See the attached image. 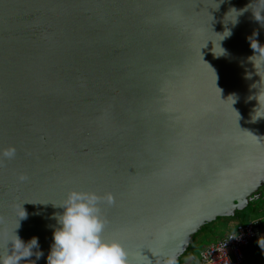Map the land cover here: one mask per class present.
Returning a JSON list of instances; mask_svg holds the SVG:
<instances>
[{
  "label": "water",
  "instance_id": "95a60500",
  "mask_svg": "<svg viewBox=\"0 0 264 264\" xmlns=\"http://www.w3.org/2000/svg\"><path fill=\"white\" fill-rule=\"evenodd\" d=\"M259 7L0 0V148L16 150L0 162V255L14 230L47 264L71 189L113 196L102 235L129 264L178 263L207 225L264 200Z\"/></svg>",
  "mask_w": 264,
  "mask_h": 264
},
{
  "label": "clouds",
  "instance_id": "9594fccd",
  "mask_svg": "<svg viewBox=\"0 0 264 264\" xmlns=\"http://www.w3.org/2000/svg\"><path fill=\"white\" fill-rule=\"evenodd\" d=\"M258 2L260 7L254 16L257 21H261L264 19L260 15L261 10H264V0H258ZM231 10L237 13L236 17L244 11V9H241L240 12L235 9ZM228 35H230L229 31L222 39ZM253 36H255V33H253ZM248 39L250 40V46L258 50V45L253 46L255 40L252 37ZM220 49L219 53L212 51L219 56L225 52L223 48L220 47ZM255 57L260 58L261 53ZM259 109H261L260 101L259 108L252 116L253 120L264 117V112H258ZM15 151V147L11 145L7 148H0V162L13 158ZM25 178L23 175L19 177L20 180ZM101 202L112 204L113 196L110 193L100 195L91 190L71 189L67 192L63 201L55 205L61 208L62 211L52 214V218L56 220L58 227H54L52 231V243L46 256L47 264H129L127 252L121 243L116 239H105L102 235L107 220L102 213ZM25 215L23 209L18 213L19 218H23ZM8 244L11 246V251L0 255V264H22L26 261L35 264V261L28 258L35 255L36 260H39L43 255V252L39 250L36 237L24 242L15 234L14 230ZM34 248L37 249L35 253H33ZM177 255V251L169 252L164 264H177Z\"/></svg>",
  "mask_w": 264,
  "mask_h": 264
},
{
  "label": "crops",
  "instance_id": "0c3cea01",
  "mask_svg": "<svg viewBox=\"0 0 264 264\" xmlns=\"http://www.w3.org/2000/svg\"><path fill=\"white\" fill-rule=\"evenodd\" d=\"M259 199L249 207V214L220 218L212 225L209 224L206 231L193 240L191 247L177 264H200L201 252L208 245L225 238L229 233L235 232L238 225L248 222L257 224L258 233L256 238L244 249V264H264V200L260 201Z\"/></svg>",
  "mask_w": 264,
  "mask_h": 264
},
{
  "label": "built area",
  "instance_id": "2783aa9c",
  "mask_svg": "<svg viewBox=\"0 0 264 264\" xmlns=\"http://www.w3.org/2000/svg\"><path fill=\"white\" fill-rule=\"evenodd\" d=\"M255 222L238 225L233 233L208 245L200 255V264H244V249L256 238Z\"/></svg>",
  "mask_w": 264,
  "mask_h": 264
},
{
  "label": "trees",
  "instance_id": "16d2710c",
  "mask_svg": "<svg viewBox=\"0 0 264 264\" xmlns=\"http://www.w3.org/2000/svg\"><path fill=\"white\" fill-rule=\"evenodd\" d=\"M238 214V213H237ZM209 227V225H207V227L206 228H204L201 232H199L196 236H195V238H194V240H196L201 234H203L205 231H206V229Z\"/></svg>",
  "mask_w": 264,
  "mask_h": 264
},
{
  "label": "rangeland",
  "instance_id": "374dc122",
  "mask_svg": "<svg viewBox=\"0 0 264 264\" xmlns=\"http://www.w3.org/2000/svg\"><path fill=\"white\" fill-rule=\"evenodd\" d=\"M249 207L243 211L238 212V214H249ZM212 225V224H211Z\"/></svg>",
  "mask_w": 264,
  "mask_h": 264
}]
</instances>
